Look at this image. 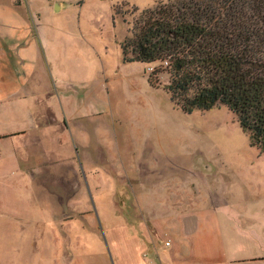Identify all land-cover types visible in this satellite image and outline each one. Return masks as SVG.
<instances>
[{
  "label": "rangeland",
  "instance_id": "374dc122",
  "mask_svg": "<svg viewBox=\"0 0 264 264\" xmlns=\"http://www.w3.org/2000/svg\"><path fill=\"white\" fill-rule=\"evenodd\" d=\"M173 1L15 0L39 9L40 28L71 46L66 87L54 91L53 102L55 114L68 119L73 165L81 168L78 149L100 151L107 165L96 173L100 195L81 170L84 189L61 170L53 188L54 175L32 180L23 170L16 180L1 165L0 264H117L106 230L118 223L114 213H145L172 226L178 213L206 209L228 232L229 248L243 241L249 254L241 255L264 263V155L225 106L184 113L163 89L166 73L157 74L158 87L147 80L159 62L123 60L120 42L139 12ZM135 174L156 188H128L126 205L112 202L118 180L132 182ZM135 194L164 206L134 205ZM145 264L160 263L147 256Z\"/></svg>",
  "mask_w": 264,
  "mask_h": 264
},
{
  "label": "crops",
  "instance_id": "0c3cea01",
  "mask_svg": "<svg viewBox=\"0 0 264 264\" xmlns=\"http://www.w3.org/2000/svg\"><path fill=\"white\" fill-rule=\"evenodd\" d=\"M38 11L33 5L0 0V166L7 164L15 170L16 180L22 177L23 170H30L32 180H40V174H48L49 179L54 175L48 186L53 188L58 187L61 170L74 188L84 189L81 170L89 175L87 182L94 183L100 195L96 173L107 165L105 154L78 149L81 168L75 167L69 154L71 134L65 129L68 119L57 116L54 109V91H64L66 87L63 73L69 69L66 58L71 46L63 37L40 28ZM132 177V182L118 180L119 188L115 191L118 195L109 197L112 202L126 205L128 188L142 187L148 192L156 188L149 178L145 183L143 177L136 174ZM138 197L134 205H147L150 209L151 205L164 206V201H156L154 196L147 195L142 200ZM113 215L118 223L107 225L106 230L117 264H145L147 256L160 264H261L262 261L261 257L241 255L249 254L243 241L238 249L229 248V234L210 209L174 214L172 226L145 213L130 211L127 216L125 211H118ZM167 241L169 244L165 245Z\"/></svg>",
  "mask_w": 264,
  "mask_h": 264
},
{
  "label": "trees",
  "instance_id": "16d2710c",
  "mask_svg": "<svg viewBox=\"0 0 264 264\" xmlns=\"http://www.w3.org/2000/svg\"><path fill=\"white\" fill-rule=\"evenodd\" d=\"M124 61L160 63L147 80L184 113L225 106L264 155V0H176L139 12ZM128 54H130L128 56Z\"/></svg>",
  "mask_w": 264,
  "mask_h": 264
},
{
  "label": "built area",
  "instance_id": "2783aa9c",
  "mask_svg": "<svg viewBox=\"0 0 264 264\" xmlns=\"http://www.w3.org/2000/svg\"><path fill=\"white\" fill-rule=\"evenodd\" d=\"M169 244V242L167 241V242H165V245H168Z\"/></svg>",
  "mask_w": 264,
  "mask_h": 264
}]
</instances>
